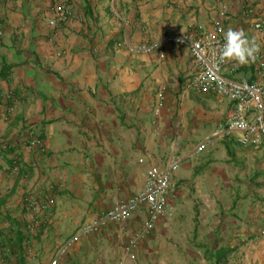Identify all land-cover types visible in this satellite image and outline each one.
<instances>
[{
  "label": "crops",
  "instance_id": "crops-1",
  "mask_svg": "<svg viewBox=\"0 0 264 264\" xmlns=\"http://www.w3.org/2000/svg\"><path fill=\"white\" fill-rule=\"evenodd\" d=\"M58 3L73 17L52 27ZM260 18L264 0H0V264H50L82 224L139 192L151 166L174 163L169 211L131 252L145 203L58 264H264V146L231 131L198 151L235 104L191 87L189 48L164 40L222 25L264 49ZM225 73L260 78L250 61Z\"/></svg>",
  "mask_w": 264,
  "mask_h": 264
},
{
  "label": "built area",
  "instance_id": "built-area-1",
  "mask_svg": "<svg viewBox=\"0 0 264 264\" xmlns=\"http://www.w3.org/2000/svg\"><path fill=\"white\" fill-rule=\"evenodd\" d=\"M55 17L49 21L50 26L56 27L60 22H65L73 17V13L65 4L58 3L52 7ZM259 31H264V18H260L254 24ZM224 26L216 25L212 29L196 34H171L165 37L169 43L185 45L189 48L195 62V71L190 79V85L201 93L213 92L220 97L228 98L235 104L232 116L220 123L213 134L203 140L198 151L204 150L212 142V138L223 132L239 131V142L255 148L264 146V49L260 47L255 58L251 60L259 68L260 78L257 81H243L232 78L225 73V69L233 59L220 60V51L224 44ZM1 33V32H0ZM155 44H140L132 46L135 53L150 52ZM6 98H13L9 92ZM164 97L161 95L160 103ZM155 115L160 113V107L154 109ZM38 139L28 141L30 147L39 145ZM9 149L6 142L0 143V151ZM19 162L15 161L13 169L17 170ZM178 167L174 163L168 169L159 166H151L146 172L144 187L127 200L116 202L102 216L82 224L76 232L63 242L58 248L50 264H58L61 256L81 238L98 232L109 222H123L137 210L141 203L148 205L150 217L144 222L140 231L136 232L129 240L126 249L131 252L137 246L139 240L148 236L154 223L168 213V191L171 187L170 170ZM264 235V231H263ZM133 257L134 255L131 254Z\"/></svg>",
  "mask_w": 264,
  "mask_h": 264
},
{
  "label": "clouds",
  "instance_id": "clouds-1",
  "mask_svg": "<svg viewBox=\"0 0 264 264\" xmlns=\"http://www.w3.org/2000/svg\"><path fill=\"white\" fill-rule=\"evenodd\" d=\"M260 45L255 39H250L243 30L229 28L224 33V44L220 51V60L234 59L239 64H247L255 58L259 52Z\"/></svg>",
  "mask_w": 264,
  "mask_h": 264
}]
</instances>
